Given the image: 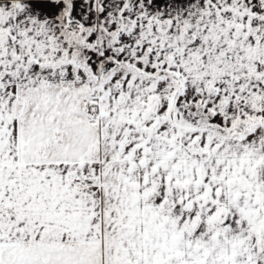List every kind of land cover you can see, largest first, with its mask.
<instances>
[{"label":"snow or ice","instance_id":"1","mask_svg":"<svg viewBox=\"0 0 264 264\" xmlns=\"http://www.w3.org/2000/svg\"><path fill=\"white\" fill-rule=\"evenodd\" d=\"M0 264H264V0H0Z\"/></svg>","mask_w":264,"mask_h":264}]
</instances>
